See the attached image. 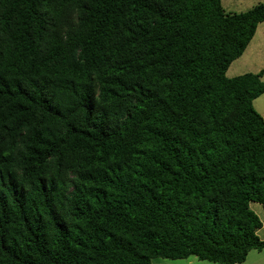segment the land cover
Masks as SVG:
<instances>
[{
	"label": "trees",
	"instance_id": "1",
	"mask_svg": "<svg viewBox=\"0 0 264 264\" xmlns=\"http://www.w3.org/2000/svg\"><path fill=\"white\" fill-rule=\"evenodd\" d=\"M264 4L0 0V264H239L262 249Z\"/></svg>",
	"mask_w": 264,
	"mask_h": 264
},
{
	"label": "rangeland",
	"instance_id": "2",
	"mask_svg": "<svg viewBox=\"0 0 264 264\" xmlns=\"http://www.w3.org/2000/svg\"><path fill=\"white\" fill-rule=\"evenodd\" d=\"M224 8L229 12L246 11L264 0H222ZM264 68V22L257 27L256 33L246 50L228 68L227 76L232 78L246 72H255ZM258 107V106H257ZM153 264H214L196 257L187 259L154 258Z\"/></svg>",
	"mask_w": 264,
	"mask_h": 264
},
{
	"label": "crops",
	"instance_id": "3",
	"mask_svg": "<svg viewBox=\"0 0 264 264\" xmlns=\"http://www.w3.org/2000/svg\"><path fill=\"white\" fill-rule=\"evenodd\" d=\"M260 71H264V68L257 70L255 72H246V73H259ZM243 74H238V76ZM261 80L262 82H264V75L261 77ZM253 106L255 110L264 118V93L258 96L253 101ZM250 206L261 222V226L257 230V235L261 241H264V204L259 202H253L251 203ZM239 264H264V247L262 249L250 251L245 261Z\"/></svg>",
	"mask_w": 264,
	"mask_h": 264
}]
</instances>
